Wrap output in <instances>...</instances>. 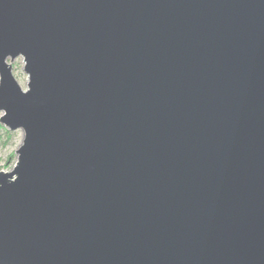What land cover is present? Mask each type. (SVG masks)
<instances>
[{
  "label": "water",
  "instance_id": "95a60500",
  "mask_svg": "<svg viewBox=\"0 0 264 264\" xmlns=\"http://www.w3.org/2000/svg\"><path fill=\"white\" fill-rule=\"evenodd\" d=\"M0 113V264H264V0H0Z\"/></svg>",
  "mask_w": 264,
  "mask_h": 264
},
{
  "label": "rangeland",
  "instance_id": "374dc122",
  "mask_svg": "<svg viewBox=\"0 0 264 264\" xmlns=\"http://www.w3.org/2000/svg\"><path fill=\"white\" fill-rule=\"evenodd\" d=\"M13 77L20 85L23 91L26 90L28 77L23 72L24 63H22L21 58H16L11 63ZM2 113H0V117ZM23 142V132L15 131L10 132L8 129H5L0 125V171L1 172H10L13 166L16 163V152L17 149Z\"/></svg>",
  "mask_w": 264,
  "mask_h": 264
}]
</instances>
